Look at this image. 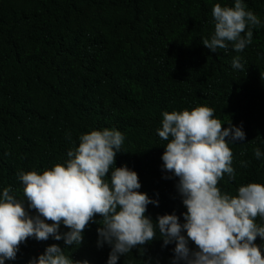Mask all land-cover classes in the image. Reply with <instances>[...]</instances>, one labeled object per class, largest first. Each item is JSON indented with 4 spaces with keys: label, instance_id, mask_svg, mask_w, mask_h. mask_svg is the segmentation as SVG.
Wrapping results in <instances>:
<instances>
[{
    "label": "trees",
    "instance_id": "trees-1",
    "mask_svg": "<svg viewBox=\"0 0 264 264\" xmlns=\"http://www.w3.org/2000/svg\"><path fill=\"white\" fill-rule=\"evenodd\" d=\"M234 2L0 0V194L11 186L22 199L18 171L63 163L81 134L115 128L125 137L115 166L134 170L138 191L159 202L149 204L145 215L155 221L175 212L183 221L178 178L163 170L167 142L157 130L163 112L197 106L213 108L223 127L231 122L245 132L243 141L229 145L236 178L225 174L221 191L234 195L241 185L264 184V0H243L261 25L242 52L230 45L213 53L202 44L214 31V4ZM235 56L243 70L232 67ZM256 222L264 225L259 217ZM98 227L90 223L81 245L65 254L107 264L111 246H98ZM60 231L68 229L61 225ZM52 244L65 247L63 240L30 237L5 264H29ZM162 245L157 231L143 254L134 248L117 264H171L174 244Z\"/></svg>",
    "mask_w": 264,
    "mask_h": 264
},
{
    "label": "clouds",
    "instance_id": "clouds-1",
    "mask_svg": "<svg viewBox=\"0 0 264 264\" xmlns=\"http://www.w3.org/2000/svg\"><path fill=\"white\" fill-rule=\"evenodd\" d=\"M212 17L214 31L202 44L213 53L227 51L230 45L242 52L252 43L253 29L261 25L243 0H235L234 6L214 4ZM241 59L233 58L234 69L243 70ZM223 124L209 106L162 113L157 130L167 142L162 167L178 178L176 189L186 208L183 221L175 212L155 221L145 215L149 204L159 202L138 191L141 184L134 170L115 166L125 140L115 128L81 134L63 163L43 171H18L23 198L11 186L0 194V264L14 260L19 246L30 237L63 240L65 247L49 245L29 264H89L73 260L65 249L81 245L90 223L100 225L98 246H111L107 264H117L134 248L143 254V246L157 238V231L162 246L174 244L171 264H264V225L256 222L257 217L264 221V184L241 185L234 195L221 191L218 184L225 174L236 178L229 145L245 139L242 126ZM66 137L71 141L70 133ZM261 155L255 148L254 156ZM248 163L240 162L242 167ZM61 225L68 231L61 232Z\"/></svg>",
    "mask_w": 264,
    "mask_h": 264
}]
</instances>
